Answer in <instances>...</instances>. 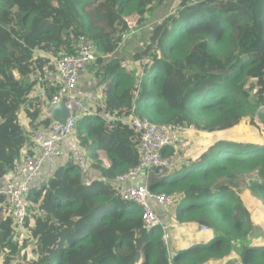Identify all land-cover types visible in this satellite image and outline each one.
<instances>
[{
    "label": "trees",
    "instance_id": "obj_1",
    "mask_svg": "<svg viewBox=\"0 0 264 264\" xmlns=\"http://www.w3.org/2000/svg\"><path fill=\"white\" fill-rule=\"evenodd\" d=\"M164 1L0 0V179L33 147V135L53 125L42 116L58 86L45 74L52 57L75 53L81 37L97 47L105 109L76 128L101 180L86 184L69 159L30 193L17 232L0 198V264H264V241L252 242L257 222L245 203L253 199L264 213V0H179L131 62L114 57L129 23ZM134 117L180 125L197 140L223 133L179 170L151 173L154 194L178 196L173 211L154 206L162 225L151 229L142 207L109 184L139 164ZM240 128L251 139H235ZM163 213L178 226L181 246L165 231ZM204 236L212 237L194 241Z\"/></svg>",
    "mask_w": 264,
    "mask_h": 264
},
{
    "label": "built area",
    "instance_id": "obj_2",
    "mask_svg": "<svg viewBox=\"0 0 264 264\" xmlns=\"http://www.w3.org/2000/svg\"><path fill=\"white\" fill-rule=\"evenodd\" d=\"M130 27H132L129 24ZM98 58L95 43L88 37H81L75 47V53L54 59L59 81L58 90L50 101L51 107L64 103L69 117L65 123L54 122L47 130H40L33 135V147L25 152L20 160L15 174L17 177L0 186V198L4 199L13 216V231L25 228L28 218L29 196L38 187L37 181L42 177L43 166L62 156L61 144L64 140L75 136L80 120L91 116L93 111L88 103L78 97L74 91L79 85V73L94 65ZM138 135L135 150L140 156L139 164L126 174L117 177L112 188L124 200L134 202L142 207L143 221L148 229L162 225V220L155 212L154 206L165 212L173 211L177 205L178 196L154 194L148 185L151 173L158 167L168 170L174 167L173 159L165 158V148H177L185 131L180 125H158L148 118L134 117L129 122ZM144 175L146 184L128 185L125 183ZM164 226L165 231L169 226ZM203 226L202 231L208 230ZM167 239V238H165Z\"/></svg>",
    "mask_w": 264,
    "mask_h": 264
},
{
    "label": "crops",
    "instance_id": "obj_3",
    "mask_svg": "<svg viewBox=\"0 0 264 264\" xmlns=\"http://www.w3.org/2000/svg\"><path fill=\"white\" fill-rule=\"evenodd\" d=\"M137 17H139V16H137ZM146 18H148V17L146 16ZM137 19L138 18H135L134 21H136ZM131 24H133V20H132ZM130 28H131L130 36H128L126 38V40H124L122 42L120 49L114 55V57L120 58L127 63L129 62V57L131 56V54L133 53V50H134V48H133L134 43L130 42V41L131 40H138L141 36L139 34V31L141 29H143V27L138 26V25L135 28H132V27H130ZM45 76L48 80H50L51 82L58 85L59 76H58V73H57L55 68H54V70L47 72L45 74ZM101 91H102V88L100 87V64H98L96 62L94 65L89 67L86 71H84V72L81 71L79 73V85L76 88V90L74 91V93L78 97L82 98L83 100H85L88 103L89 107L93 111L92 116H100L101 115L102 117H104L105 116V109L103 107L102 108L100 107L102 105V98H103ZM43 92L44 91L42 88V89H39L38 93L43 94ZM52 108L53 107L50 106V108L47 111V114H44L42 117L50 118L54 121L53 116H52ZM100 110H101V112L98 113ZM59 116L62 117L61 112L59 113ZM54 122H56V121H54ZM47 130L48 129H46L45 131H47ZM246 133H250L249 130L246 131ZM222 135H223V133L218 134L217 136L212 135V134H205L204 139L197 140V138L199 137L198 133L196 134L193 131H186L183 133L182 140L177 147V149L180 152L177 153L174 158L184 156V158L186 157L189 161V159L192 156H194L196 153L201 151L202 148L205 147V145H209V144L213 143L215 141L216 137H221ZM250 136L251 135L246 136L245 138H248ZM241 139H244V138H241ZM248 139H251V138H248ZM61 147H62V152H63L62 157L60 159L56 160V163L55 162H46L44 164L42 177L37 181L38 187H40L41 184L47 183L48 180L53 178L56 175L59 168H61V165H66L68 163L69 159H72L75 162V164L78 165L79 168H81V171L83 173L84 182L86 184H89V183L96 181V180H101L102 177H101L100 172H98L97 170L92 168V160L90 159V157H88V155H86V153L80 147L79 140L77 137L64 140L61 144ZM31 149L32 148L27 147L23 151L27 152ZM170 157L171 156H166L165 158L170 159ZM106 163L108 164V162H106ZM15 171H16V169L13 170L12 172H10L9 174L5 175L4 177H2L0 179V186L5 184L6 182H8L10 180L15 179L17 177V174H15ZM144 184H146V178L144 176L140 175V176L126 182L125 186H128V185H144ZM245 203L247 205L249 203V204L255 206V209H253L251 211H252V213H254L253 214L254 218H256L258 229L257 230L255 229V231H254L255 235H252V238H253L252 242H254L256 244L261 243L264 241V213H261L262 209L260 208V206L255 205V201L253 199L249 198V199L245 200ZM165 214L163 213V216L165 217V220H166V222H164V224H166L167 226L170 227L171 230H173L170 234L171 235V241L175 246H181L182 244L179 245L178 242L180 241V243H182V239H180L178 236L175 235V232L178 229H174V228H178V226L176 227L175 224H171L173 222L170 221V219L168 217L169 214H166V215ZM33 224H34V222L32 221V225ZM185 232L188 233V234L186 233L187 238H188V236H190V234H191L189 232L188 227H185ZM175 237L179 238L180 240H176ZM185 237L186 236H184V233H183V239ZM210 238H211V236H204V237L196 238V239H194V241H198V242L203 243V242H208V240H210ZM186 240H184V241H186ZM173 249L177 250L175 248H173Z\"/></svg>",
    "mask_w": 264,
    "mask_h": 264
},
{
    "label": "rangeland",
    "instance_id": "obj_4",
    "mask_svg": "<svg viewBox=\"0 0 264 264\" xmlns=\"http://www.w3.org/2000/svg\"><path fill=\"white\" fill-rule=\"evenodd\" d=\"M178 2H179V0H165L162 4L154 5V7H153L154 11L152 13V16H150V18H146V16H145V18L144 17H141V18L140 17H135V18H138L137 19L138 21L137 20L134 21L135 20V18H134L133 19V24H131L132 21L129 23L132 26V28H135L137 25L143 27V29H141L139 31V34L141 35L140 38L138 40H131L130 41V42L134 43L133 44L134 50H133V53L131 54V56L129 57V61L131 60V57H133L137 52H139L141 50V48L143 47L144 43L147 41L149 35L153 32V29H155V26L159 22H161L163 19H165L166 17L170 16L171 14H173L175 12V10L177 8V5H178ZM130 34H128L126 36V38L128 36H130ZM126 38H125V40H126ZM243 129H245V128H243ZM241 130H242V128L239 129L240 132H237L234 135L235 139L245 138L246 136L250 135V133H246L244 130L243 131H241ZM173 161H174L173 170L174 169L175 170H179L182 164H185V163L188 162V159L186 157L184 158V156H180L178 158H174ZM156 169L154 170V172L156 171ZM169 174L170 173H169L168 170L163 169V171L161 173L157 174V175H169ZM142 176H144V175H142ZM248 208L250 210H253V209H255V206L248 203ZM159 209H161V208L159 207ZM101 218L102 217L100 216L98 218V220H100ZM26 243L27 242H23L22 248L24 247L23 249H26V250L30 251L31 247L30 248L26 247L27 246Z\"/></svg>",
    "mask_w": 264,
    "mask_h": 264
},
{
    "label": "water",
    "instance_id": "obj_5",
    "mask_svg": "<svg viewBox=\"0 0 264 264\" xmlns=\"http://www.w3.org/2000/svg\"><path fill=\"white\" fill-rule=\"evenodd\" d=\"M60 112L62 114V117L59 116ZM52 116H53L54 121L64 124L66 119L69 117V112L67 111L65 104L61 103L58 106L53 107L52 108ZM162 171H163V168L158 167L155 172H156V174H159Z\"/></svg>",
    "mask_w": 264,
    "mask_h": 264
},
{
    "label": "clouds",
    "instance_id": "obj_6",
    "mask_svg": "<svg viewBox=\"0 0 264 264\" xmlns=\"http://www.w3.org/2000/svg\"><path fill=\"white\" fill-rule=\"evenodd\" d=\"M62 56H65V55H61V57H62ZM55 58H60V57H52V64H53V65H54V59H55ZM54 68H55V65H54ZM55 69H56V68H55ZM56 71H57V70H56ZM57 86H58V85H57ZM57 90H58V89H57ZM55 94H56V93H55ZM55 94H54V95H55ZM130 122H131V121H130ZM128 124H129V122H128ZM129 125H130V124H129ZM77 126H78V125H77ZM130 126H131V125H130ZM74 137H76V132H75V136H74ZM74 137H73V138H74ZM149 180H150V179H149ZM113 181H114V180H113ZM113 181L110 182V185H111V183H112ZM148 185H149V181H148ZM111 187H112V186H111ZM112 189H113V188H112ZM113 190H114V189H113ZM114 191H115V190H114Z\"/></svg>",
    "mask_w": 264,
    "mask_h": 264
},
{
    "label": "bare ground",
    "instance_id": "obj_7",
    "mask_svg": "<svg viewBox=\"0 0 264 264\" xmlns=\"http://www.w3.org/2000/svg\"><path fill=\"white\" fill-rule=\"evenodd\" d=\"M126 38V37H125Z\"/></svg>",
    "mask_w": 264,
    "mask_h": 264
}]
</instances>
